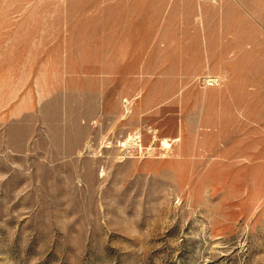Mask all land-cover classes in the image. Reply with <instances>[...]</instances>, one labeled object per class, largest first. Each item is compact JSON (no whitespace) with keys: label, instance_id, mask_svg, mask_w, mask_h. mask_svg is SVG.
Segmentation results:
<instances>
[{"label":"rangeland","instance_id":"374dc122","mask_svg":"<svg viewBox=\"0 0 264 264\" xmlns=\"http://www.w3.org/2000/svg\"><path fill=\"white\" fill-rule=\"evenodd\" d=\"M0 264H264V0H0Z\"/></svg>","mask_w":264,"mask_h":264}]
</instances>
